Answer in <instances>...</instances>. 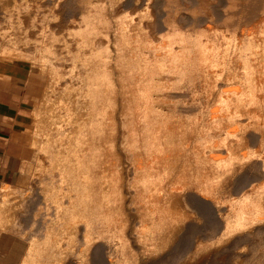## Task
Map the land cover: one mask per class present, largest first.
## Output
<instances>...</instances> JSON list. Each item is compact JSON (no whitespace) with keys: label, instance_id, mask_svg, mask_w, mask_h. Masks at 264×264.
<instances>
[{"label":"bare ground","instance_id":"1","mask_svg":"<svg viewBox=\"0 0 264 264\" xmlns=\"http://www.w3.org/2000/svg\"><path fill=\"white\" fill-rule=\"evenodd\" d=\"M23 61L38 184L28 162L0 191L23 263L264 264V0H0Z\"/></svg>","mask_w":264,"mask_h":264},{"label":"crops","instance_id":"2","mask_svg":"<svg viewBox=\"0 0 264 264\" xmlns=\"http://www.w3.org/2000/svg\"><path fill=\"white\" fill-rule=\"evenodd\" d=\"M31 69L19 63H0V191L16 186L19 167L28 160V107L34 97ZM26 242L0 234V264H21Z\"/></svg>","mask_w":264,"mask_h":264},{"label":"rangeland","instance_id":"3","mask_svg":"<svg viewBox=\"0 0 264 264\" xmlns=\"http://www.w3.org/2000/svg\"><path fill=\"white\" fill-rule=\"evenodd\" d=\"M23 64H25V65H27V67L29 68V69H32L33 71H31V74H32V76H31V79H32V83H33V87H34V97L32 98V100H31V102H30V104H29V107H28V126H27V144H28V146H29V149H30V152H29V156H28V160L26 161V160H24L22 163H21V165H20V169H19V172H20V170L21 169H23V171H25V163H30L31 164V169H30V171H29V173L26 175L27 177H25V181H26V183H25V181L23 182V184H21V185H17V187L18 188H20V186H21V188H20V190H21V192L23 193V194H25L24 195V197H25V199L26 198H28L29 197V194H28V191L31 189V182L33 181L35 184H38V180H32V176H33V173H34V169H35V165H36V161H35V158H36V152L32 149V146H31V136H32V128H33V123H32V115H31V110H32V108L35 106V105H37L39 102H40V100H41V98L40 97H42V92H43V86H44V83H43V81H44V79H43V77L38 73V71H37V69L36 68H34V67H32V65L30 64V63H28V62H25V61H23L22 62ZM29 64H30V66H29ZM43 84V85H42ZM35 104V105H34ZM34 105V106H33ZM24 165V166H23ZM22 167V168H21ZM19 178V177H18ZM18 181V180H17ZM32 182V183H33ZM25 184V185H24ZM37 187H38V185H36ZM40 192V191H39ZM38 195V196H37ZM36 196H37V198L39 199V201H43V198L42 197H40V193H38ZM40 197V198H39ZM32 200H33V198H32ZM43 213V212H42ZM41 218L43 219L44 218V216L42 215L41 216ZM25 232H28V231H25ZM22 236H20V238H18V239H21V240H23L22 238H24L25 239V237H26V235H25V233H23V234H21ZM24 235V236H23ZM22 237V238H21ZM194 238L196 237H198V235H194L193 236ZM25 241V240H24ZM26 242V248H25V252H24V257H23V259H22V262H21V264H25V263H23V261L25 260V255H27L28 254V251H29V242H27V241H25ZM255 248L256 249H254V251H256V252H261V251H264V243H262V242H260V241H257L256 242V245H255ZM28 250V251H27ZM237 251V250H236ZM249 249H247V251L245 252V253H249ZM254 251L252 252V253H254ZM241 251H237V252H230L229 254H228V256H232L233 255V257H236L235 255L236 254H238V253H240ZM255 252V253H256ZM236 253V254H235ZM251 253V252H250ZM227 256V255H226ZM146 257V256H145ZM145 257H143V259L145 258ZM31 258H33L32 256H31ZM26 259H28V258H26ZM34 259V258H33ZM238 258L236 257L235 258V260H237ZM34 260H36L35 262H39L38 260L39 259H34ZM225 261L226 262H228L229 261V258H225ZM238 261V260H237ZM149 262V263H148ZM154 262V263H153ZM32 263H34V262H32ZM31 263V264H32ZM145 263H147V264H157L154 260H147V258L146 259H144V260H142V259H139V261H137V264H145ZM34 264H39V263H34ZM235 264H242V263H235Z\"/></svg>","mask_w":264,"mask_h":264}]
</instances>
